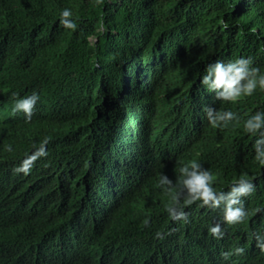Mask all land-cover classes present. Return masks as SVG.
<instances>
[{
    "label": "trees",
    "instance_id": "obj_1",
    "mask_svg": "<svg viewBox=\"0 0 264 264\" xmlns=\"http://www.w3.org/2000/svg\"><path fill=\"white\" fill-rule=\"evenodd\" d=\"M65 7L78 30L59 23ZM240 56L264 70V0H0V264H69L61 242L73 264H229L220 254L237 243L247 253L235 264H264L251 238L264 230L254 140L210 128L203 111L264 108V92L228 105L200 84L208 63ZM33 90L41 100L26 122L10 97ZM45 136L49 156L14 174ZM190 159L220 188L255 177L252 214L221 241L208 232L219 211L192 205L189 223L171 221V197L156 187L160 173L175 183ZM157 230L171 234L159 240Z\"/></svg>",
    "mask_w": 264,
    "mask_h": 264
},
{
    "label": "clouds",
    "instance_id": "obj_2",
    "mask_svg": "<svg viewBox=\"0 0 264 264\" xmlns=\"http://www.w3.org/2000/svg\"><path fill=\"white\" fill-rule=\"evenodd\" d=\"M103 2V0H99ZM80 17L74 15L71 8L65 7L59 13V23L67 30L76 31L79 28ZM221 31L228 30L230 24L221 19L219 21ZM99 32H106L107 28L103 23L98 28ZM97 37H89L94 43ZM200 84L207 94H212L213 102L222 104L237 105L242 100L254 96L258 91L264 92V70L255 66L251 56H240L235 59H217L215 62L205 66L201 76ZM12 113L23 114L26 122L32 120L37 104L41 100L40 92L33 90L31 94L21 95L19 92L11 94ZM204 114L208 126L212 129L226 130L239 128L249 139H253L252 149L254 152L253 161L258 167L264 168V108L241 113L233 110L232 107L217 109L207 104ZM51 137L45 136L38 142H33L32 150L25 154L19 164L13 168L16 175L23 173L29 175L36 166V162L49 156L48 145ZM7 152H13V146H4ZM219 177L211 169L205 168L196 159L181 162L175 183L167 175L160 173L156 187L170 195L171 199L166 205V211L171 221L177 223H189V212L186 210L192 205L200 208H208L221 213L220 222L208 226V232L217 241H221L228 234L227 229L247 222L250 213L246 207V197H250L257 190L255 177L247 173L233 176L227 188L218 187ZM264 211L257 207L254 212ZM151 223V218L146 216L143 220L145 226ZM171 231L164 232L157 230L155 238L166 239ZM255 241L256 248L261 255H264V230H257L251 237ZM63 255L69 264L74 263V255H71V247L61 242ZM247 253L244 244L237 243L226 251L221 252L224 261L235 264L233 257H243Z\"/></svg>",
    "mask_w": 264,
    "mask_h": 264
}]
</instances>
